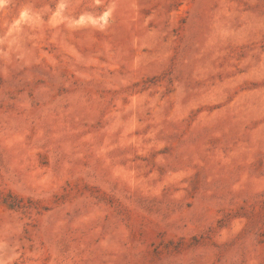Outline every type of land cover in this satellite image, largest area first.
Returning <instances> with one entry per match:
<instances>
[{"label":"rangeland","instance_id":"rangeland-1","mask_svg":"<svg viewBox=\"0 0 264 264\" xmlns=\"http://www.w3.org/2000/svg\"><path fill=\"white\" fill-rule=\"evenodd\" d=\"M0 264H264V0H0Z\"/></svg>","mask_w":264,"mask_h":264}]
</instances>
